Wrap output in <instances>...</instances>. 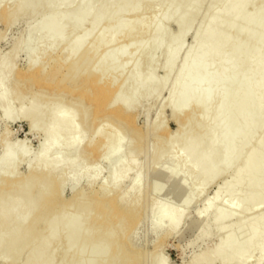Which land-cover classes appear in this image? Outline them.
<instances>
[{"label": "bare ground", "instance_id": "bare-ground-1", "mask_svg": "<svg viewBox=\"0 0 264 264\" xmlns=\"http://www.w3.org/2000/svg\"><path fill=\"white\" fill-rule=\"evenodd\" d=\"M149 1L151 0H106L103 3V0H89L90 3L80 9L78 0H59V4L57 3L58 5L55 7L52 5V0H0V5L2 2L8 3L0 8V20L4 19L8 24L13 23L20 17H26L29 20L26 29L27 37H18L9 53L0 60V108L3 109L4 114L13 111L11 104L19 90L15 87L22 85L29 94L19 97L21 102L14 112L18 117L28 118L31 131H36L37 128L42 126L38 155L35 163L25 175H21L16 169H18V164L29 154L28 147H25L26 139L20 140L19 147L16 149L12 148L7 138L2 144L0 154V203L7 199L10 203L8 214L1 216L3 221L8 224L2 230L0 253L8 247L12 252L18 254L26 241L29 243L28 241H32L33 236H35L34 232L36 231L29 230L32 221L42 215L45 216L46 213L50 216L48 223L46 222L47 226H53L56 223L58 213H61L62 209L74 206L77 209L76 213H72L71 216L68 214L67 219L55 231L56 233L63 230L67 231L64 244L67 249L65 248V255L63 258L61 257L62 261L73 256L75 251H78L82 246L93 245L87 258L78 259L74 257V260L76 258L77 260L73 264H142L143 255L135 252L126 240L130 232L128 230L138 223V218L142 213L141 203L144 196L142 192L141 199L142 162L137 166L135 156L139 151L137 145L142 143V140L144 141V137L147 136L145 134H149L150 130L156 132L157 129L162 128L161 134L157 132L156 137L158 139L153 144L152 157L154 155L156 161L160 162L159 160H162L163 155L170 153L176 143L179 145V161L176 162V167L178 168V164L179 169L168 171L159 167L160 170H158L160 175L162 172V176L165 174V176L173 178L172 181L177 178L176 173L183 170V177L178 182L179 189L180 186H185L186 181L191 176L198 178V188L189 189L185 196L181 197L189 203L201 193L207 183L213 182L216 176L220 177L221 174L229 171L232 162L236 163L233 158H236L238 162L236 163L237 167L235 166L236 168L233 169V179L227 182L224 178L225 183L224 180L218 182L219 186L217 184L218 187H216L212 197L206 199L204 207L198 211V217L205 218L208 215L215 214L222 219H230L231 216H235L237 220L241 218L240 223L237 221L239 226L237 227L238 224L236 223L229 224V229H227L223 238L216 243V246L195 254L192 264H258L264 259V214L262 216L258 214L260 215L259 218L256 214L258 209V212L260 211V206L264 204L260 201L261 197L264 198V187L260 186V181L264 179V151H260L262 155L259 153L262 156L261 159H258L255 163L250 161V157L254 155V151L256 152L255 147L260 140L257 141V138H261V135L258 136L257 134L256 136L254 132L256 130H253L254 134L249 133L252 132V129L249 131V125L247 124L248 118L254 116V112H252L253 105H264V90L256 101L250 102L252 106H249L250 103L247 100L249 93L252 91L250 88H252L251 83L254 76L261 75L258 83L261 87H264V62L262 61L264 50L262 46L254 45L247 52L246 58H248V61L252 56L256 60L249 61L251 68L246 73L249 84H247L248 87L246 86V92L241 99L235 101V97H233L230 100H222L217 105L211 104L209 98L221 92L222 81L215 84L208 92L198 89L200 82L206 83L215 73L228 75L230 73L229 67L235 65L232 59H236V61L239 59L235 42H237V37L242 35L244 37L245 35L243 28L248 21L241 11L247 7L249 0H239L235 12L231 11L233 0H214L205 3L209 8V13L205 12L204 16L201 14L200 17L206 18L208 14V24L206 27L199 26L194 30L193 40L185 51L184 61L179 67L176 77L169 80V83L165 80L154 81L152 74L143 78L141 82L138 81L141 66L143 63L150 65L154 60L155 50L161 49L165 55L160 67L164 70L170 69L181 49V40L184 39L182 37L190 29L189 25L186 24L187 18L199 15V9H201V6H205L203 5L205 0H152L154 7L159 6L161 8L162 6L167 10L164 9L165 11L151 22L152 34H150L151 39L146 47V50L150 51L149 55L143 62L139 60L137 53L131 56V58H134L135 63L130 74L127 75V79L115 83L117 81L113 75L103 76L104 64L110 61L112 55L122 56V47L117 49L113 45H105L106 47L102 49L101 45H93L89 48H85L83 45L90 35L92 38L98 39L108 34L104 44L111 43L119 36L130 37L138 27L141 25L143 27L144 19L142 14H139L135 19L126 22L128 13L134 9L137 10L136 8L139 6L146 10ZM258 1L264 9V0ZM101 3L103 4L100 5ZM65 6L71 9L72 16L59 23L60 12ZM170 9L173 12V18L171 17L172 14L168 12ZM171 20L178 27V31L167 43L163 44L161 36L164 35V28ZM85 21L89 22L88 27L76 30L79 25H84ZM260 22L261 24L264 23V13ZM140 29L142 30V28ZM214 29H217V32L212 35ZM58 31L70 34V39L64 42L65 48L63 47L65 53L62 59L64 62H68V70L64 73H61V64H54L53 66L50 64L51 68L46 69L45 62L42 61L44 53L59 47L63 40L59 39L49 46L43 44L39 46L44 42L46 36ZM260 38L264 39V32L256 36L255 39ZM143 41L142 38L140 42ZM31 42L36 44L37 48L35 47V49H37V52L33 51L34 53L29 56L27 68L17 71L19 77L18 80L14 81L16 86L2 91L1 89L6 84V78L14 71L13 59L17 52ZM202 43H204V49L200 51L199 46ZM100 47L102 51L89 71L82 75L78 74L79 68L88 63ZM139 49L143 51L145 48L142 46ZM211 53H214V56L211 57ZM222 57H225L227 62L224 68L222 66L223 69L221 67V69H217V63ZM95 63L98 65L96 66ZM126 80H129L127 84L125 83ZM167 84L171 86L169 92L172 95L175 91L177 92L176 99L168 94L170 99L168 96L167 98L170 103L172 100V103L165 104L172 108L171 112L177 124L176 132L171 135L165 121L161 119L156 125L155 122L153 127H145L146 133L134 122L132 110L137 106L141 95L149 96L154 91L160 93ZM139 85L143 86L142 91H138ZM235 88V86L231 87L230 92H228L229 96ZM171 89L172 91H170ZM244 101H247V103L244 104ZM235 103H237L236 105L244 104L237 121L246 123V127H242L238 131L234 125H229L232 127L227 126L228 128H224L223 132L220 131V135H216L218 133H213V129L216 130L217 125L228 119ZM184 107L185 111H183ZM87 110L89 111L88 116H86ZM209 110L217 113L214 121L209 122L206 126L201 125L199 127L201 114H203V111L209 112ZM260 110L261 115L259 112V117H262L263 120L261 121L264 122V107H260ZM251 114L253 115L251 116ZM77 115H81L80 121L77 120ZM107 119H110L112 123H117L121 130L129 132L126 161H122L120 158L123 153V143L120 139L121 135L119 137V131L113 135L108 133L109 135L99 136L100 139L95 138L104 130ZM75 120L79 121V125ZM90 127L93 128L94 135L85 139V131ZM208 128H212V132ZM246 129H249V132ZM234 131H237V134H234ZM68 132L72 135H68ZM206 132L210 135L209 138L205 136L207 135ZM243 135L247 137L246 140ZM227 138H232L233 142L230 140L229 146L227 145L225 150L220 145ZM243 138L245 142H241ZM112 141H117V143L114 142L116 144L111 147ZM262 141L259 144H264V137ZM240 143L246 146L243 145L246 150L244 149L243 152V148H239L242 153L238 151V154V149L236 150L235 147H238ZM218 146L221 147L219 149L220 154L222 153L221 157L219 156L220 158L216 157ZM222 149L225 151L222 152ZM234 151L236 155H234ZM231 155H233V158H231ZM88 157H92L95 164L102 157H106L107 163L113 169L119 165V169H114V172H112L111 179L105 181L114 193L110 194L111 191L109 193V191L101 188L91 194H86L79 189L75 191L71 200H65L61 196L63 176H80L85 173L86 170H84L82 162ZM230 158L233 159L232 162H229ZM250 162L252 163L251 166L248 164ZM133 167L137 168L134 177L136 183L132 182L135 185L130 194L128 195L129 189L127 190L128 193H126L127 191H117L127 173L130 170L133 171ZM210 176L213 177L212 180ZM246 183L249 185H246ZM220 184H222V187ZM241 186L242 189L240 190ZM222 190L224 193L229 192L227 193L229 196L226 200L218 203V199L220 200L222 197H220ZM233 191L235 192L231 193ZM154 204L152 201L151 206H149L153 207ZM243 204L244 206H242ZM23 209L29 210L28 221L31 224L27 225V229H25L29 230L28 232L24 230L23 232L16 224L17 215ZM84 213L87 215L86 222L88 219V231L86 228L83 229L82 222L79 220ZM157 213V223L170 219L169 227L175 229L182 220L184 210L171 205H160ZM64 216H66V213ZM261 219L262 222L260 223ZM234 224L237 228L233 227ZM215 228L217 230L225 229L223 221L218 222ZM207 231V226H202L199 232L200 237H204ZM239 233L240 235L242 233L241 237H239ZM254 240L259 251L256 258L251 262L244 255V250L251 247ZM24 241L25 244H23ZM234 244L239 247L236 252L232 251ZM39 255L40 250L36 252L35 258L30 264H37ZM60 263L61 261L57 262V264Z\"/></svg>", "mask_w": 264, "mask_h": 264}, {"label": "rangeland", "instance_id": "rangeland-1", "mask_svg": "<svg viewBox=\"0 0 264 264\" xmlns=\"http://www.w3.org/2000/svg\"><path fill=\"white\" fill-rule=\"evenodd\" d=\"M103 1H104L103 3H105L106 0H103ZM208 1H214V0H205L203 5H205V3ZM4 2H2V4L4 5L1 4L0 8L8 4ZM152 2H153L152 0L149 1V3H152ZM238 2L239 0L232 1L231 3L232 12L236 11L238 4H239ZM258 2H259L258 0H249L247 7H245V9L241 11L244 17L245 18L247 17L248 23L243 28L244 33H245L244 37L243 35L240 37H237L236 39L237 42H235V44H237L236 53L239 59L237 61L236 59L235 60L232 59V62H234L235 64L234 66L236 67L234 66L229 67L230 73L228 75H221V74L215 73L207 80L206 83L200 82L198 86L199 90L208 92L215 84L221 81L223 82L221 92L209 98V101H211L210 102L211 104L217 105L218 102L225 100V99L230 100V98H233V97L237 98V99L234 98V100L236 101L239 98L241 99V97H243V94H245L246 92V89H247L246 86L248 87L247 84H249L248 83L249 79L246 73L251 68L249 61L256 60L255 57L252 56L250 60L248 61V58H246L247 52L249 51L251 47H254V45L262 46L264 50V39L263 38L255 39L256 36H259V34H262V32H264V23L261 24L260 22L261 16L264 13V9H262V7L260 6ZM57 3L59 4V0H52L53 7L57 6L58 5ZM89 3H90L89 0H78V6L80 7V9L85 7ZM103 3H101L100 5H102ZM149 3L147 5L148 8L146 10L139 6L138 8H136L137 10L134 9L135 11L132 10V12L128 13V16L126 17V22L132 19H135L136 16H138L139 14H142L143 19H144L143 22L145 24V26L143 24L144 28L141 25L140 27L137 28V30L135 29L137 32L135 31L133 35H131L130 37L124 38V36H119L118 38L113 40L111 43L104 44L106 43L108 34L107 35L105 34L98 39L92 38V36L90 35L83 45L85 48L93 47V45H98V46L101 45L102 49L110 45L111 46L113 45L117 49L119 47H122L123 49L122 56L112 55L110 57V61H107L104 64L103 76L106 77V76L113 75L114 79L117 81L115 83L122 82L124 79H127L126 78L127 75L130 74L131 69L133 68L134 63H135L134 58H131V56L137 53L136 55H138L139 60L143 62L149 55L150 51L146 50V47L149 43V40L151 39L150 38L151 37L150 34H152L151 33L152 32L151 22L153 21L154 18H157L159 14L167 10L165 9V7H162V6L161 8L159 6L158 7L155 6L156 7L155 8L153 3L152 4H149ZM200 8L201 9H199V15L190 16L186 20V24L189 25L190 29L189 31H187L186 34L184 33V37H182L184 39L181 40L182 41L181 47H180L181 49L176 55L175 60L170 66V69L168 68V70H164L163 68L160 67V64L163 61L165 54L161 49H156L155 50L156 52H154L155 55H154L153 62L150 65H146V63H143V65L141 66L142 68L138 74V81L141 82L143 78H146L148 75H151V74L154 76V78H152L154 81L165 80L167 81V83H169V80H172L174 77H176L175 75L177 74L179 67L184 61L185 51L189 47L188 45H190L191 41L193 40V35L195 33L194 30L199 26L206 27L208 24L207 22L208 14L206 15V18L204 17L201 18L200 16L201 14L204 16L205 12L209 13V8L206 5L201 6ZM168 12L172 14L171 17L173 18V12L171 11V9ZM71 16H72L71 9L65 6L63 10L60 12L59 23L66 21ZM83 24L84 25L82 24L79 25L78 28H76V30L80 28H85V27L87 28L89 22L85 21ZM28 25H29V20H27L26 17H20L11 24H8L4 19L0 20V36H1L0 37V60L9 53L10 48L13 46L14 42L17 40L18 37H21V38L22 36L23 38L27 37L26 29ZM145 27H147V29H145ZM140 28H142L143 31ZM164 29H165L164 35L161 36V42H163V44L167 43L169 39H171V37H173L177 33L178 27L171 20L167 23ZM216 32H217V29H214L211 34L215 35ZM142 38L144 39V41L140 42ZM59 39L63 40L61 42V45L57 47L56 49H53L50 52L47 51L46 53H44V55L42 56V61L45 62L46 69L51 68V65L53 66L54 64H61V73H64L68 70V62H64L62 59L65 53V51H63L65 48L64 42L70 39V34H68L67 32L63 33V31H58L53 34H49L48 36L45 37L44 42L41 43L39 46H42V44L49 46L52 43L58 41ZM142 46H144L145 49L143 51H140L139 47H142ZM35 47H36V44L34 42H31V43H27L25 46L19 49V51L17 52V55L13 59L14 71L9 75V77L6 78V81H5L6 84L4 85L3 89H1L2 91L8 90L11 87L16 86L14 84V81L18 80L17 78L19 77V74L17 71L27 68L29 64V56L33 54L34 52L35 53L37 52V49H35ZM102 49L100 47L98 52L89 60V62L86 63L85 65H82V67L79 68L78 74L82 75L83 73H86L87 71H89L91 65L94 64L95 59L101 53ZM203 49H204V43H202L199 46L200 51H203ZM213 54L214 53H211L210 56L211 57L214 56ZM54 59L55 61L56 60L57 61L55 62ZM262 61L264 62V57ZM226 62L227 61L225 57H222L217 63L218 65L217 69H221L222 66L224 68ZM97 65L98 64H96V66ZM260 78H261V75L257 74L256 76H254V79L251 83L252 88H250V90L252 89V91L249 93L248 99L246 98L249 103L254 102V100L256 101L259 95L261 94V92L264 90V87H261L258 83V79ZM128 82L129 80H126L125 83L127 84ZM232 86H235L236 88L232 93L233 95L231 94L232 97H230L231 95L229 96L228 92H230ZM164 87L165 88L164 89L162 88L163 90H161L160 93L157 92L158 94L154 91L149 96L141 95L139 97L140 99L138 101L137 106L132 110V113L134 114V122L141 130L146 131V133H147V130L145 129V127L147 126L153 127L154 126L153 124L156 122L155 123L156 125L157 122L159 123L161 119L165 121L166 125L169 128L168 130L171 135L176 132L177 124L171 112L172 108L165 104L170 103L169 102L170 100H168V98L170 99V97L172 96L174 97V99H176L175 97H177V92L176 91L174 92V94H176V96H174V94L172 95L169 92V88H171V86L167 84ZM15 88H19V90H18L15 100L11 104L13 111L9 114H4L3 109L0 108V154L2 151V144L4 143L6 138H7V141L12 145L13 149H16L17 147H19L20 140L26 139L25 147L26 146L28 147L29 154L20 164H18V169H16V171L18 170V172L21 175L23 174L25 175L29 171V168L35 163L36 157L38 155V151H39L38 147H39V143L41 141V136H42L41 135L42 126L37 128L36 131H31L29 129L30 123H29L28 118L18 117L16 115L14 110L15 108L17 109V107L19 106L21 102L19 97H21L24 94H29V93L27 89L22 85H20L19 87L16 86ZM142 90H143V86L139 85L138 91H142ZM170 91H172V89ZM168 94L169 95L171 94L170 97ZM201 102H202V99H201ZM171 103H172V100H171ZM245 103H247V101H244V104ZM236 104L237 103H235V106H232L233 108L231 110V113L228 119L223 121L222 124L220 123V125H217L216 130L213 129V133L215 134L218 133L216 135H220L219 134L220 131L223 132L224 131L223 129L229 125H234L235 129L239 131L240 128L246 127V125L248 124L250 130L246 129V131L248 130L251 131L252 129V132H249V131L248 132L251 134H254L253 130H256L254 131L256 133V136L257 134L258 136L261 135V138L260 137L257 138V141L258 139L260 140L258 142V145H256L255 147L256 152L254 151V155L250 157V161L252 163H255L258 159H261L262 157L259 154L261 153L262 155V152L260 151H264L263 150L264 144L263 143L259 144L260 141H262L264 137V122L261 121L263 120L261 119L262 117L261 118L259 117V112L261 111L260 107L262 106L264 107V105H258V104L253 105L252 112H254V116H252L253 114H251L252 117L248 118L247 124H246V123L237 121V118L242 113L244 104L243 105L241 104L236 105ZM249 106H252V104L250 103ZM88 110H87L86 116H88V113H89ZM183 111H185V107L183 108ZM211 111L212 112H210V110L209 112L203 111V114H201L202 112L200 113L201 114L200 118L202 120L200 119L201 124H199V127L201 125L206 126L208 125L209 122L214 121V118L216 117L217 113L214 112L213 110ZM260 115H261V112H260ZM76 118H78L77 120L80 121L81 115H77ZM79 121H76V123L78 122V125H79ZM105 123L106 125L104 127V130L102 131V133L98 134V136L96 135L95 138L100 139L101 137L99 138V136H106L109 134L113 135L114 133H118L119 131L120 133L119 137L121 135L120 139H121V142L123 143V151H122L123 153L121 154L120 158L122 161H126V154L128 151L127 143L130 137L129 132L127 130H121L119 125L117 123H112L110 119H107ZM229 127H232V126H229ZM157 130L156 132L153 130H150L149 134L148 133L145 134V136L147 135L146 137H144L145 142L142 140V143H139V145H137L139 151L135 156V163L137 162L138 164L136 165L139 166V163L142 162L141 163L142 166L140 165L142 167L141 199H142L143 194L144 196H143L142 203H141L142 205L139 203L142 208L141 209L142 213L138 218V221H137L138 223L134 225L132 229L128 230L130 232L126 237V240L128 244L130 245V247L135 252L143 255L144 260L142 261V264L143 263L144 264H192V259L195 256V254L207 251L209 248L216 246V243L221 238H223L224 234H226L227 232V229H229V224L230 225L231 223L238 224L240 223L239 221H241V218L237 220L235 219L236 218L235 216H231L230 219L229 218L222 219L219 216H216L215 214L208 215L205 218L198 217V211L201 210L202 207H204L205 200L212 197V195L215 192L216 187L219 186L218 182H220L221 180L223 181L224 178L225 180H227V182L233 179L234 177L233 169L237 167L236 163L238 162L236 158H233V155H231V158L235 159L236 163L232 162L233 159L230 158L229 162L230 161L232 162L231 164L232 167L231 166L229 167V171H226L224 174H221V175L219 174L220 177L216 176L217 177L216 178L214 176L216 179L214 178L213 182L210 181V178H211L210 176L208 180L211 183H207L204 186L201 193L195 199H193L191 203H189L185 199H182L181 197L182 196L184 197L189 189L198 188L197 187L198 178L191 176L190 179L186 181L185 186H180V189L183 188L182 189L183 191H182L179 189L178 182L183 177V173H184L183 170L176 173L177 178L174 181H172L173 178L171 179L165 176V174H163L165 177L162 176V172L160 175L159 170L161 168L166 169L168 171L169 170L172 171L173 169L175 170L179 169L178 164H177L178 168L176 167V162L179 161L180 153H179V145L176 143L175 146L172 148L171 152L163 155L162 160H159L160 162H157L154 155L152 157V153H153L152 148H153L154 142H156L158 139V137L156 136L158 135V133L161 134L163 129L160 128ZM208 130L212 132L211 131L212 128H208ZM246 131L244 132L247 133ZM236 132L237 131H234V134H237ZM93 133L94 132H93L92 127H90V129H87V131H85V139L92 137L94 135ZM208 133L206 132L207 135H205L207 138H209L208 136H210ZM68 135L71 136L72 133H69ZM235 138H236V135H235ZM244 138L245 140L247 139L246 136H244ZM244 138L243 140H241V142H245ZM163 139L165 138L163 137ZM230 140L231 142H233L232 138H227V140L224 139V141H222V145H220V143L218 144L222 148H225L226 150V146L229 144ZM117 141H112L110 146L111 147L114 146L117 143ZM114 142L116 143L114 144ZM243 145H241L240 143L238 147L236 146L237 148L235 147L236 150L238 149L237 150L238 154H239L238 151L241 152L240 149H242L245 146ZM220 146H218V149L216 151L217 153L216 157H219L222 154V153L220 154L221 151L219 152V149H221ZM244 149L246 150V148H243V152H244ZM225 150L222 149V152ZM233 153L234 155H236L235 151ZM149 160H150V163H149ZM251 162L248 163L250 166L252 165ZM91 163H94V164H91ZM82 165L84 166V170H86L85 173H83L82 175L80 176L64 175L63 176V183L61 186V189H62L61 196L65 200L67 201L71 200L75 194V191L79 189L83 190V192L86 194H91L94 191L99 190L101 188L109 191V193L111 191L110 194L114 193L112 190L109 189L105 181L111 179L112 172H114V169H117V168L119 169V165L114 167V169L111 168L110 165L107 163L106 157H102L100 161L97 162V164H95L92 157L90 158L88 157L83 160ZM132 169L133 171L130 170L127 173V176L125 177L124 181L122 182L121 186L119 187L117 191L126 192L129 189V193L128 191L126 193H128V195L130 194L132 188L135 185V184L133 185V183L134 182L136 183V181H134L135 180L134 177L137 171L136 170L137 168L135 167H133ZM159 177L162 181L159 179ZM212 179L213 177L211 178V180ZM225 180H224V183L226 182ZM246 185H249V184L246 183ZM177 186H178L179 192L177 190ZM220 186L222 187V184H220ZM242 186L240 187V190L242 189ZM260 186L264 187V179L260 181ZM146 187H147V190H146ZM237 191H239V189H237ZM234 192L235 191L231 193H234ZM223 193L224 191L222 190V192L220 193V197L221 196L222 197L220 198V200L218 199V203L219 201L222 202L228 198L229 195L227 193L229 192H225L224 194ZM152 201L155 204L153 205V207H150L152 204ZM260 201L261 203L264 202V198L261 197ZM9 203L10 202L8 201V199L0 203V238L2 235L3 228H5L6 225L8 224L7 222L3 221L1 216L8 214ZM244 204L242 206H244ZM160 205H171L172 207H175V208L179 207L184 210V215L182 217V220L175 229H170L169 227L170 219H166L162 223H157L158 222L157 210H158V206ZM76 210L77 209H75L74 206H72V208L68 207V208H65L64 210L62 209V211H60L61 213H58L57 215L56 223H54L53 226L48 227L47 221H49V218H50L49 215L45 213V216L44 215L40 216L39 218L32 221L31 222L32 224H31L28 221L29 220V210L23 209L17 215V222L15 218V222L21 228L22 231L23 230L25 232H28L29 230H32L33 232L36 231L37 233L34 232L35 233L34 235L36 237L33 236V240L28 241L29 243H27L26 241V244H25V241H24L23 244L25 245L22 247V249L19 251L18 254H15L14 252H12V250L8 247L2 250V252L0 253V264H30L34 260L36 252L39 250H40V255L37 258V264H57L58 261H61L60 264H73V262L77 260V258L78 259L87 258V256H89L91 253L93 245H88L86 247L82 246L81 248L78 249V251L77 250L75 251L73 256H71L70 258L64 259L63 261L61 260L63 256L65 255V252L67 249L66 245H64L65 238H66L65 236H67V231L63 230L59 233H56L55 231H57L59 229V226H61L64 220L67 219L68 214L71 216L74 213H76ZM258 210L256 214L257 215L260 214L262 216L264 214L263 213L264 204L260 206L259 212ZM65 213H66V216H64ZM84 214L80 216L79 220L82 222V225H83L82 227H84L83 229L86 228L87 230V227L89 226L87 224L88 219L86 222L87 215L86 214L84 215ZM260 215H258L257 217L259 218ZM59 217L60 219H58ZM220 221H223V224L225 225V229L223 230H217L215 228L217 223ZM261 222H262V219L260 220V223ZM27 225L28 226L30 225L29 230H25L27 229L26 227ZM202 226H207V229H208L207 234L204 237H200V234H199ZM238 226L239 224L237 225V227ZM34 227L36 228V230ZM233 227H236V225L234 224ZM241 236H242V233L239 237ZM255 240L253 241L254 245L252 244L251 247L244 250V253H245L244 255L248 257L251 262L256 258V256L258 255V251H259L257 244L254 243ZM258 242L256 241V243ZM238 250H239V247L237 246V244H234L232 246V251L236 252ZM74 257H77V258L74 260ZM263 262H264V259L261 260L259 263L263 264ZM216 264H219V263H216Z\"/></svg>", "mask_w": 264, "mask_h": 264}]
</instances>
